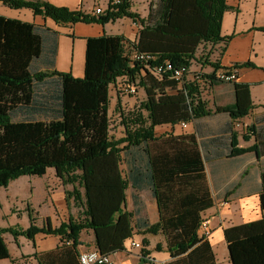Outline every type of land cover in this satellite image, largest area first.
Wrapping results in <instances>:
<instances>
[{
	"label": "trees",
	"instance_id": "16d2710c",
	"mask_svg": "<svg viewBox=\"0 0 264 264\" xmlns=\"http://www.w3.org/2000/svg\"><path fill=\"white\" fill-rule=\"evenodd\" d=\"M10 8H29L34 15L52 18L61 25L106 24L121 17L139 22L137 41L123 35L103 34L87 40L85 74L75 77L56 69L60 33L45 24L0 15V186L23 175L42 176L50 168L65 183L73 184V197L83 210L59 227L34 225L33 210L27 206L32 225L28 229L0 227V260H14L4 233L33 239L43 232L63 238L64 245L49 252H36L39 264L57 259L60 264L79 261L78 238L92 229L96 249L103 255L125 250L134 229L161 233L170 260L165 264H218L208 237L199 234L201 213L213 206L204 161L195 134L156 136L155 127L196 121L211 114L195 82L180 84L150 69L165 61L190 66L203 42H228L221 35L226 0H153L147 17L131 11V0L117 5L110 1L102 14L58 6L48 0H0ZM264 30V27L261 28ZM130 44L131 49L126 48ZM134 51L150 55L149 67L133 62ZM217 69L218 63H213ZM250 61L230 67H253ZM128 76L143 87L142 103L147 122L115 139L110 135V86ZM215 77L211 75V77ZM236 104L218 106L235 118L252 108L248 84L234 82ZM180 86V87H179ZM175 89V92H170ZM234 120V119H233ZM235 123V120H234ZM246 150H233L237 155ZM126 163L123 175L121 163ZM261 176L262 217L231 225L224 230L232 264H264V170ZM134 189L135 209H126V189ZM150 190L157 201L160 218L150 224L141 215L139 190ZM136 222L133 223V219ZM73 243L68 244V240ZM149 241L143 239V260L149 255ZM160 244L157 249L161 250Z\"/></svg>",
	"mask_w": 264,
	"mask_h": 264
},
{
	"label": "crops",
	"instance_id": "0c3cea01",
	"mask_svg": "<svg viewBox=\"0 0 264 264\" xmlns=\"http://www.w3.org/2000/svg\"><path fill=\"white\" fill-rule=\"evenodd\" d=\"M58 6H67L70 9H83L87 13L97 14L96 8L103 12L112 0H48ZM153 0H131V11L145 18L148 16ZM229 8L224 12L221 35L231 36V39L218 43L203 42L197 48L195 58L189 66L185 82L195 81L200 88V97L207 103L211 114L196 121L161 124L155 127L157 137L162 135L195 134L199 150L204 161V168L213 197V206L201 213L203 221L208 223L209 238L216 254L218 264H232L229 259L228 244L224 230L231 226L260 219L263 211L260 204L261 176L264 170V0H226ZM0 15L20 19L26 22L45 24L58 31L59 44L56 60V69L70 72L75 77L85 74V58L87 40L89 37L103 34L123 35L130 42L137 41L139 22L130 17H121L106 24L83 23L61 25L52 18L34 15L29 8H10L0 2ZM131 46L126 44V48ZM127 49H131L128 47ZM250 61L253 67L237 69L238 83L248 84L250 97L253 103L247 113L240 117H233L228 111H216L218 106L233 107L236 104L234 82L220 81L216 75L221 67H230L236 63ZM218 63L220 68H215ZM231 69V68H230ZM215 77H211L214 75ZM110 86V107L112 98ZM180 87V86H179ZM146 98L143 87H139ZM175 92V89H170ZM110 113V108H109ZM235 122L249 124V128H240ZM235 150H246L237 155L231 154ZM123 175L126 173V163H121ZM25 176V175H23ZM30 176V175H26ZM21 177V176H20ZM30 192L19 200L12 180L7 187L0 186V227L28 229L32 221L27 210L31 206L37 227L51 223L53 228L59 227L62 222H68L70 217L78 219L82 206L75 203L73 197L67 198V191H72L73 184H65L50 168L45 175L31 176ZM126 209L133 212L135 209L132 195L134 189H126ZM140 197V206H143L141 215L146 217L150 224L159 221L160 213L156 199L150 190L137 191ZM12 198L13 207L8 200ZM19 202H25L21 206ZM19 205V206H17ZM12 207V208H11ZM16 209L19 213L15 212ZM135 219V218H134ZM201 225L199 234L203 235ZM11 257L15 264H39L33 256L36 252H49L64 245L60 235L38 232L34 238L19 235L17 238L11 233H4ZM149 241L146 249L149 255L143 260L140 249L131 248L130 241ZM78 252L96 248V238L92 229H83L78 238ZM162 247L157 249V245ZM64 252L59 251L57 259H49L46 264H60L58 257ZM116 264H165L170 260L166 250V241L161 233H146L145 229H134L133 236L126 240L125 250L112 255ZM0 264H14L11 259H2ZM73 264H78L77 260Z\"/></svg>",
	"mask_w": 264,
	"mask_h": 264
},
{
	"label": "rangeland",
	"instance_id": "374dc122",
	"mask_svg": "<svg viewBox=\"0 0 264 264\" xmlns=\"http://www.w3.org/2000/svg\"><path fill=\"white\" fill-rule=\"evenodd\" d=\"M133 81L129 78L120 77L118 84L112 86V98H111V107H110V135L114 137L115 139H120L125 137L127 134V128L130 130H135L137 127H139L140 123L138 122L140 120H145L146 124L148 112L143 107L142 103L145 101V95L140 89H138V92L135 94H126L122 92L120 89V85L127 86L128 84H131ZM136 83L138 81H135ZM140 87V86H139ZM155 130V129H154ZM19 183L13 184L14 189L17 190V195H13L12 198H18L19 200L25 198L27 193L30 192V183L28 181L30 179H38L31 176H21L17 178ZM15 180V179H14ZM68 184V183H67ZM67 194V193H66ZM12 198L8 201L11 202V206L13 207ZM68 198V197H67ZM21 206L26 205L25 202H19ZM19 206V205H17ZM29 206V205H28ZM80 206V205H79ZM11 207V208H12ZM31 207V206H30ZM15 212L19 213L16 209H14ZM136 222V219H133V223ZM142 248L140 249V251Z\"/></svg>",
	"mask_w": 264,
	"mask_h": 264
},
{
	"label": "built area",
	"instance_id": "2783aa9c",
	"mask_svg": "<svg viewBox=\"0 0 264 264\" xmlns=\"http://www.w3.org/2000/svg\"><path fill=\"white\" fill-rule=\"evenodd\" d=\"M121 0H112L113 5H117L120 3ZM97 14L104 13L103 10L100 7L96 8ZM152 57L150 55L142 54L138 51H134L131 59L134 62H140L141 64L147 65L146 67H149V59ZM152 73L158 77L162 78L163 75H168L170 78L177 80L180 84H183L185 81V77L189 72V67L185 65H179L175 66L170 61H165L159 65L154 66V68L150 69ZM124 78H128V76H123ZM217 79L220 81H226V82H234L237 80V69L231 68L229 70H222L216 75ZM119 81V78L117 79L116 83L113 85H117ZM119 86V84H118ZM120 89L122 92L126 94H135L138 92L139 89V83L133 81L131 84H128L127 86L120 85ZM183 126H187V122L181 123ZM235 125L240 128H249V124L247 123H241L239 121L235 122ZM202 226L205 229L204 236L209 233L208 231V223L207 221H204ZM68 244L73 243V240H68ZM131 248H137L141 249L143 248V244L140 241L131 240L130 241ZM79 261L81 264H116L114 259L112 258V255H103L100 253L99 250L96 248L82 251L79 254Z\"/></svg>",
	"mask_w": 264,
	"mask_h": 264
}]
</instances>
